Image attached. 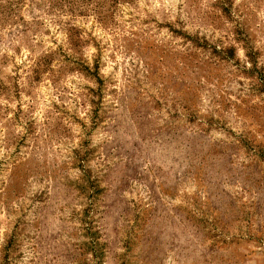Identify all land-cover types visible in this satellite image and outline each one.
<instances>
[{"label": "rangeland", "instance_id": "rangeland-1", "mask_svg": "<svg viewBox=\"0 0 264 264\" xmlns=\"http://www.w3.org/2000/svg\"><path fill=\"white\" fill-rule=\"evenodd\" d=\"M0 264H264V0H0Z\"/></svg>", "mask_w": 264, "mask_h": 264}]
</instances>
